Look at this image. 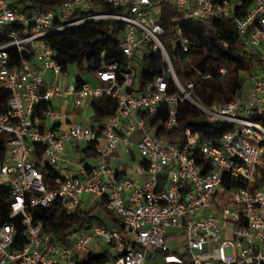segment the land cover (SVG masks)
I'll return each instance as SVG.
<instances>
[{"label":"built area","instance_id":"obj_1","mask_svg":"<svg viewBox=\"0 0 264 264\" xmlns=\"http://www.w3.org/2000/svg\"><path fill=\"white\" fill-rule=\"evenodd\" d=\"M58 1L55 8L26 13L17 0H0L4 38L0 90L8 95L7 109L0 113V133L12 135L0 161V186L10 190V218L20 217L24 239L21 248L15 247V223L0 225V264H91L89 255L100 253L101 248L115 257L95 264H151V257L164 258L167 264H264V181H258L264 165V126L259 120L264 113V0ZM163 2L179 13L170 42L183 52L189 51L190 40L180 21L233 23L245 50L262 59L247 92L212 104L193 98L195 82L179 78L162 41L166 30L159 7ZM104 3L121 10L101 11ZM102 20L123 24L120 48L125 64L96 71L97 85L75 79L63 86L59 78L66 71L47 38ZM152 55L160 57V65L153 78L142 84L139 67ZM47 71L54 73L51 84L45 79ZM226 72L220 69L221 75ZM103 95L117 99L112 116L94 126L71 122L57 129L63 111L55 101L73 98L76 106H82ZM184 99L201 110L208 122L229 129L211 138L187 127L181 145L158 134L178 125ZM164 105L168 116L155 123ZM69 142L92 148L95 159L79 165L78 174L53 178L50 184L37 162L63 163ZM37 146L43 148L39 159ZM121 146L125 154L137 149L143 180L121 176L109 165ZM224 180L243 184L228 186ZM85 195L105 200L107 208L121 217L123 230L87 226L69 230L65 240L54 241L34 220V209L55 203L74 213ZM175 231L185 244L177 251L168 242ZM226 247L231 248L230 255Z\"/></svg>","mask_w":264,"mask_h":264},{"label":"trees","instance_id":"obj_2","mask_svg":"<svg viewBox=\"0 0 264 264\" xmlns=\"http://www.w3.org/2000/svg\"><path fill=\"white\" fill-rule=\"evenodd\" d=\"M17 4L24 12L31 13L33 10L52 9L58 4V0H17ZM160 21L165 27L166 33L162 36L174 68L179 78L188 83L194 81L196 86L192 91V96L203 104L214 102H226L243 92V77L251 78L256 70L261 66L262 59L258 54L245 50V44L233 23L220 19L207 20H182L180 21L185 35L190 40V49L183 52L180 48L173 47L170 40L175 36V30L179 21L176 19L178 11L169 3L163 2L160 5ZM120 8L112 7L104 3L101 11L116 12ZM123 24L112 20L93 21L81 24L70 30L54 33L47 39L51 46L57 51L55 57L57 62L66 71L70 65H76L79 70L95 74L103 67L113 64L123 66L124 56L120 48V36ZM4 38L0 36V43ZM12 56L16 62L19 56L12 50ZM146 60L147 68L142 73L140 81L144 84L152 79L156 73V68L160 65V57L150 56ZM224 67L227 72L221 75L220 69ZM155 69V70H154ZM210 73L212 78L202 80V74ZM78 83H83L81 73L76 75ZM171 91V90H170ZM173 91V89H172ZM7 97L5 91L0 90V113L7 109ZM117 107V99L112 96L103 95L93 100L94 121L102 122L112 116ZM168 116V107L163 106L155 120L163 122ZM259 120L264 126V113ZM190 127L195 132L208 137H215L227 131L229 127L223 123H210L207 116L193 105L189 100L180 102L178 110V125L170 129H161L158 134L164 135L172 140L176 145H181L184 129ZM12 135L0 133V161L7 154L6 141ZM214 140V139H213ZM214 143H217L215 140ZM43 148L37 146L36 157L41 158ZM89 155H95L92 148H86ZM37 168L43 171L45 179L60 177V173L53 166L42 165L37 162ZM258 181H264V165L260 169ZM161 184L166 181L165 176L161 177ZM228 186L243 184L241 180H228ZM101 208L109 213L114 227L123 230L124 224L120 216L111 212L106 201L102 200ZM95 208L82 211L79 207L74 213H69L60 203H55L50 208L38 207L33 210L34 220L42 225V232L50 234L52 239L63 241L66 234L72 229H81L94 225L105 226V222L93 215ZM11 221L15 223L17 232L15 236V247L23 246V226L20 217L10 218V190L5 186H0V225ZM112 228V227H111ZM115 255L110 254L105 249L100 254H90L89 263H103L111 261Z\"/></svg>","mask_w":264,"mask_h":264},{"label":"crops","instance_id":"obj_3","mask_svg":"<svg viewBox=\"0 0 264 264\" xmlns=\"http://www.w3.org/2000/svg\"><path fill=\"white\" fill-rule=\"evenodd\" d=\"M88 75L89 78L83 77L84 81H87L93 85L99 84V81L95 76V74L89 73ZM66 77L67 74L59 78L63 86H66L71 83V82L67 83ZM45 79L47 83L51 84L54 79V73L52 71H47L45 73ZM54 103H56V105L60 107L61 110L63 111L62 118L58 120L56 124L57 129L65 128L71 122H79L91 126H94L97 123L94 121L93 118L94 115L93 102L86 103L82 106H76L74 102L72 104L71 101H69V99L57 100ZM94 159H95V155L87 154L85 147L81 146L76 142H69L67 145L66 161L53 167L59 171L60 176L62 177L74 176L78 174L79 165L91 164L94 161ZM109 165L121 176L134 178L138 180H143L145 178V173L143 171L141 164L139 163L138 152L136 148H134L132 154H125L123 151V147L121 146L109 159ZM50 180L48 181V183L52 184ZM101 203L102 200L99 201L93 196L85 195L83 197L80 208L82 209V211H88L92 208H95L93 215L101 218L106 224L105 227L116 228L112 223L110 214L102 210ZM86 207L88 208L84 210V208ZM95 247L97 248V250L101 248V246L99 245H96ZM105 249L106 248H101L100 253H102ZM100 253H96V254H100ZM157 260L160 259L151 257L150 261L152 263V261H157Z\"/></svg>","mask_w":264,"mask_h":264},{"label":"rangeland","instance_id":"obj_4","mask_svg":"<svg viewBox=\"0 0 264 264\" xmlns=\"http://www.w3.org/2000/svg\"><path fill=\"white\" fill-rule=\"evenodd\" d=\"M151 58V57H150ZM149 58V60H150ZM147 68V63L146 62H142L141 66L139 67L140 70V74L139 76H142L143 70ZM81 73V75L85 78H89V73L87 71H80L79 68L76 65H70L69 68L66 70V80L67 83H72L74 82V80L76 79V75ZM251 83V78L244 76L243 77V92H247L249 86ZM69 101H71V103L73 104V98H70ZM261 169V168H260ZM88 207L84 208V210H86ZM223 240H227L225 233L223 234ZM169 242V246L171 249H174L175 251L182 249L185 244L183 243V237L181 235V233L179 231H175L174 236L171 237V239L168 241ZM226 253L227 255L231 254V248L230 247H226ZM151 264H167L166 260L160 259L157 261H152Z\"/></svg>","mask_w":264,"mask_h":264}]
</instances>
